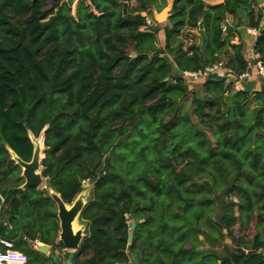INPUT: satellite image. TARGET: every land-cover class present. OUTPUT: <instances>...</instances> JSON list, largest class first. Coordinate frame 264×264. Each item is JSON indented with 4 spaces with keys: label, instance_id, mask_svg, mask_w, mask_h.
<instances>
[{
    "label": "trees",
    "instance_id": "trees-1",
    "mask_svg": "<svg viewBox=\"0 0 264 264\" xmlns=\"http://www.w3.org/2000/svg\"><path fill=\"white\" fill-rule=\"evenodd\" d=\"M152 5L166 0H0V239L24 245L28 264H61L64 249L56 204L20 189L8 152L30 162V134L43 131L47 187L72 205L91 182L69 264H264V86L235 91L209 76L190 111L182 104L185 73L226 60L239 76L251 47L264 64V7L175 0L164 26L147 27ZM253 223L250 243L235 236Z\"/></svg>",
    "mask_w": 264,
    "mask_h": 264
},
{
    "label": "water",
    "instance_id": "water-1",
    "mask_svg": "<svg viewBox=\"0 0 264 264\" xmlns=\"http://www.w3.org/2000/svg\"><path fill=\"white\" fill-rule=\"evenodd\" d=\"M255 5L264 7V0H252ZM175 0H166V7L158 11L152 5V17L158 25L166 24L173 11ZM199 28H203V22H199ZM229 28V31H232ZM30 139L33 144V157L30 162H25L20 159L11 149L8 152L12 160L17 166L21 168V177L24 179V184L20 188L22 191L28 189H35L42 193L44 198L52 200L57 206V217L60 222L59 242L64 248L70 252H77L80 250L83 240L85 239V228L80 225L79 218L84 207L87 204V199L90 194V186H84V191L75 199L72 205H66L61 196L56 192L50 190L46 185V180L43 178L42 162L45 159V131H43L38 138L30 134ZM136 223L131 224L132 230L135 229ZM24 241L23 231L20 232L19 238L16 242ZM133 242L132 231L129 233V246ZM37 250L41 253H46L49 248L47 245L38 246Z\"/></svg>",
    "mask_w": 264,
    "mask_h": 264
},
{
    "label": "built area",
    "instance_id": "built-area-1",
    "mask_svg": "<svg viewBox=\"0 0 264 264\" xmlns=\"http://www.w3.org/2000/svg\"><path fill=\"white\" fill-rule=\"evenodd\" d=\"M253 8L256 7L253 6ZM143 16L146 18L147 27H152L155 25V21L152 17L148 16L147 14H143ZM222 28L224 33L229 31V26L226 23L223 24ZM247 31L250 34H257L256 30L247 29ZM185 76L191 81L205 79L209 76L223 77L227 80H230L231 82L233 81V89L235 91H242L245 90V84L253 80L255 81L256 79H264V64L259 61L257 56V59L253 65L250 64L243 74L236 76L230 69H226L224 67L223 61H220L197 73H185ZM85 183H90V181L87 180L84 182V184ZM0 199L1 202L4 203V199L2 197H0ZM5 226L10 231L12 230V226L9 223H5ZM0 248V264H28L27 256L15 250L14 242L6 239H0Z\"/></svg>",
    "mask_w": 264,
    "mask_h": 264
},
{
    "label": "rangeland",
    "instance_id": "rangeland-1",
    "mask_svg": "<svg viewBox=\"0 0 264 264\" xmlns=\"http://www.w3.org/2000/svg\"><path fill=\"white\" fill-rule=\"evenodd\" d=\"M66 1V0H65ZM52 2V1H51ZM133 6H136L137 5V3H133L132 4ZM75 6V5H74ZM241 15L244 17V15H243V13L241 12ZM152 17V16H151ZM153 18V17H152ZM235 22V21H234ZM165 24H162L161 26H164ZM236 25V24H235ZM241 30H243V29H241ZM243 33L245 34V39L249 42V43H251V41H252V39L254 38L252 35H250V34H248V32H247V30L246 31H243ZM247 41H245L246 42V44H247V48L249 47L248 46V43H247ZM160 47H162V45L160 44ZM224 62V67L227 69V67H226V65H227V61L225 60V61H223ZM251 65H253V63L251 62L250 63ZM185 75V74H184ZM185 78H186V76H185ZM226 80V82H227V84L228 83H230L231 81L230 80H227V79H225ZM196 81V80H195ZM187 83H188V85H189V88L192 90V93L190 94V96L186 99V100H184L183 102H182V104H183V106H185V109H186V111H190V109H191V104H192V101H193V95H198V96H202V95H205V93H204V91L201 89V85H202V83H201V80H197V82L196 83H191L190 82V80H188L187 79ZM194 92V93H193ZM253 92H256V91H253ZM255 103H256V98H255V96H253L251 99H250V102H249V104H248V109H252V108H254L255 107ZM257 106V105H256ZM17 173L18 174H20V171H17ZM90 186V191H91V182L90 183H85L84 184V186ZM89 197H90V194H89ZM89 197H88V199H87V202H88V200H89ZM0 208H1V212H0V221H2V220H6L7 219V208H6V206H4L3 204H0ZM214 219H215V217H214ZM238 224L236 225V227H235V236L237 237V238H240L241 236H243V238H244V242L245 243H250L251 241H252V239H253V236L255 235V230H254V223L252 224V225H250L249 226V229L248 230H246V231H243L242 233H238ZM131 230H132V228H131ZM200 240L201 241H203V238L202 237H200ZM227 242V244L230 246V244H231V241L230 240H227L226 241ZM187 247H189V246H187ZM203 248H208L207 247V245H204V246H202L201 247V249H203ZM15 250H17V251H19V252H21V253H23L24 254V252L26 251V249H25V246L24 245H17L16 247H15Z\"/></svg>",
    "mask_w": 264,
    "mask_h": 264
},
{
    "label": "crops",
    "instance_id": "crops-1",
    "mask_svg": "<svg viewBox=\"0 0 264 264\" xmlns=\"http://www.w3.org/2000/svg\"><path fill=\"white\" fill-rule=\"evenodd\" d=\"M203 1L206 3L207 6H215V5H219V4L224 3L225 0H203ZM259 8H261V7H259ZM234 21H235V18L233 16H231V15H228L225 23L229 26V28H232L233 29V26L236 24ZM233 30L232 31H228V32H233ZM185 31H187V30H185ZM186 33L187 32H184V35ZM248 34H250V33H248ZM250 35H252L254 37L253 38V42H254L256 40L257 34H250ZM161 39H163V37ZM232 44L233 45H239L240 44V39H239L238 36H235V38L232 41ZM245 56H246V59L249 62V64L251 62L254 63L255 60L257 59V55H255L254 51L252 50V47L249 50H247V52L245 53ZM229 59H231V54L228 57V60ZM263 86H264V79H256L255 81L253 80V81L245 84V89L246 90H249V91H260ZM42 245H45V244L40 243V242H36L34 244V247L37 249L38 246H42ZM48 248H49V250L46 253H41L39 251L41 254H43L44 256H46V258H49L50 255L52 254V251H53V249H52L51 246H48ZM55 253H56V258L58 260H60L61 264H69V262L65 259V255L67 253H74V252L67 251L64 248L61 252L58 251V250H56Z\"/></svg>",
    "mask_w": 264,
    "mask_h": 264
}]
</instances>
